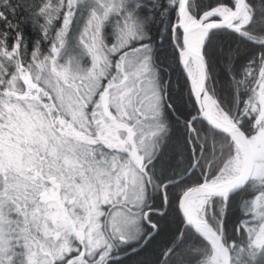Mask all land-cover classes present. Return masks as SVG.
<instances>
[{
	"label": "snow or ice",
	"instance_id": "1",
	"mask_svg": "<svg viewBox=\"0 0 264 264\" xmlns=\"http://www.w3.org/2000/svg\"><path fill=\"white\" fill-rule=\"evenodd\" d=\"M0 264H264V0H0Z\"/></svg>",
	"mask_w": 264,
	"mask_h": 264
}]
</instances>
